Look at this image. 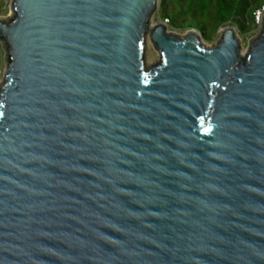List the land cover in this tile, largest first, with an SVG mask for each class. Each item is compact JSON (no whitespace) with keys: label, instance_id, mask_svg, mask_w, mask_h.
<instances>
[{"label":"water","instance_id":"water-1","mask_svg":"<svg viewBox=\"0 0 264 264\" xmlns=\"http://www.w3.org/2000/svg\"><path fill=\"white\" fill-rule=\"evenodd\" d=\"M163 3L11 1L0 264H264V19L205 47Z\"/></svg>","mask_w":264,"mask_h":264},{"label":"trees","instance_id":"trees-1","mask_svg":"<svg viewBox=\"0 0 264 264\" xmlns=\"http://www.w3.org/2000/svg\"><path fill=\"white\" fill-rule=\"evenodd\" d=\"M264 0H164L160 15L169 19L170 28L194 29L206 39L226 24H232L238 32L249 36L255 29L254 13ZM191 12L192 14H190ZM194 19L189 21V18ZM199 17V18H198ZM211 23L213 32L208 33ZM0 46V64L3 54Z\"/></svg>","mask_w":264,"mask_h":264},{"label":"rangeland","instance_id":"rangeland-1","mask_svg":"<svg viewBox=\"0 0 264 264\" xmlns=\"http://www.w3.org/2000/svg\"><path fill=\"white\" fill-rule=\"evenodd\" d=\"M159 10H160V12L162 11L161 8ZM189 13L192 14L191 12H189ZM2 16H3V19L4 18L6 19V18L12 16V11L10 9L9 1H7L4 4ZM191 16H192V18H189L188 19L189 21H191V20L194 19V16L193 15H191ZM155 21H156V19L154 20V22ZM212 25L213 24H211V23L208 24V33L209 34H211L213 32ZM229 27H233L237 31V34L241 38V43H242L243 51L247 47L248 41L251 38H253L254 36H256V34H254V33H251L249 36H244V35H242V34H240L238 32V30L236 29V27L234 25L229 24V23L226 24L225 26H223L222 28L224 29V28H229ZM179 30L180 31H178V33L184 34L186 32V30H188V29L180 28ZM200 34L203 36L202 33H200ZM219 39H220V31H218L215 34H212L211 35V38H209V39L203 38L202 39V43H203V45L205 47H211V46L215 45L218 42ZM146 61H147V66H151V65L156 64V63H158L160 61L159 54L153 49V47H152V45L150 43H148V45H147ZM4 69H5V64H4V54H3L2 63L0 64V81L2 80L3 73H4Z\"/></svg>","mask_w":264,"mask_h":264},{"label":"built area","instance_id":"built-area-1","mask_svg":"<svg viewBox=\"0 0 264 264\" xmlns=\"http://www.w3.org/2000/svg\"><path fill=\"white\" fill-rule=\"evenodd\" d=\"M7 1H9V5H11L12 0H0V19H3V16H2L3 7ZM155 19H156L155 22H158V21H161V19H163V17H161V15H159V12H158V15L155 17ZM263 19H264V1H263L262 5L259 8H257V10L254 13V23H255L256 27L252 33H254L256 35L258 34L259 29L262 25ZM164 21L170 25L169 19H164Z\"/></svg>","mask_w":264,"mask_h":264}]
</instances>
